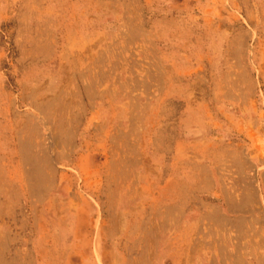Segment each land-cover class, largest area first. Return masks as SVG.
I'll return each mask as SVG.
<instances>
[{
  "label": "rangeland",
  "instance_id": "374dc122",
  "mask_svg": "<svg viewBox=\"0 0 264 264\" xmlns=\"http://www.w3.org/2000/svg\"><path fill=\"white\" fill-rule=\"evenodd\" d=\"M0 264H264V0H0Z\"/></svg>",
  "mask_w": 264,
  "mask_h": 264
}]
</instances>
